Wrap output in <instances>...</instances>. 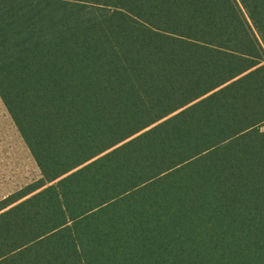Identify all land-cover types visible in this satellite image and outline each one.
Masks as SVG:
<instances>
[{
  "label": "trees",
  "instance_id": "1",
  "mask_svg": "<svg viewBox=\"0 0 264 264\" xmlns=\"http://www.w3.org/2000/svg\"><path fill=\"white\" fill-rule=\"evenodd\" d=\"M0 100V264H264V0H0Z\"/></svg>",
  "mask_w": 264,
  "mask_h": 264
},
{
  "label": "rangeland",
  "instance_id": "2",
  "mask_svg": "<svg viewBox=\"0 0 264 264\" xmlns=\"http://www.w3.org/2000/svg\"><path fill=\"white\" fill-rule=\"evenodd\" d=\"M39 178L40 172L0 100V200Z\"/></svg>",
  "mask_w": 264,
  "mask_h": 264
}]
</instances>
